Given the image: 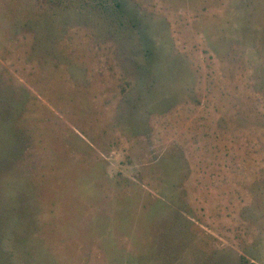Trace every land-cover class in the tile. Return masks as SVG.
Here are the masks:
<instances>
[{"label":"rangeland","instance_id":"rangeland-1","mask_svg":"<svg viewBox=\"0 0 264 264\" xmlns=\"http://www.w3.org/2000/svg\"><path fill=\"white\" fill-rule=\"evenodd\" d=\"M0 264H264V0H0Z\"/></svg>","mask_w":264,"mask_h":264}]
</instances>
